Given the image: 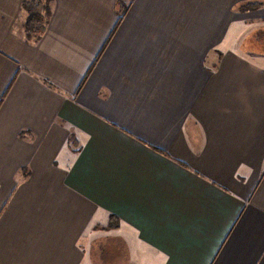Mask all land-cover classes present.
Listing matches in <instances>:
<instances>
[{
    "label": "crops",
    "instance_id": "crops-1",
    "mask_svg": "<svg viewBox=\"0 0 264 264\" xmlns=\"http://www.w3.org/2000/svg\"><path fill=\"white\" fill-rule=\"evenodd\" d=\"M21 1L0 264H264V0H51L35 43Z\"/></svg>",
    "mask_w": 264,
    "mask_h": 264
},
{
    "label": "trees",
    "instance_id": "trees-1",
    "mask_svg": "<svg viewBox=\"0 0 264 264\" xmlns=\"http://www.w3.org/2000/svg\"><path fill=\"white\" fill-rule=\"evenodd\" d=\"M22 0L20 7V15H24V22L21 30L24 40L35 43L46 29L51 16V0ZM18 26V23H17ZM69 140L75 142L73 136L70 135Z\"/></svg>",
    "mask_w": 264,
    "mask_h": 264
},
{
    "label": "rangeland",
    "instance_id": "rangeland-1",
    "mask_svg": "<svg viewBox=\"0 0 264 264\" xmlns=\"http://www.w3.org/2000/svg\"><path fill=\"white\" fill-rule=\"evenodd\" d=\"M42 1L44 2V0H41L40 2H42ZM24 17H25V16L22 15V18L20 19V21H19V23H18L19 28H20L21 30H23L21 26H23ZM71 146H72V144H71ZM74 146H75V144H74ZM76 146H77V143H76Z\"/></svg>",
    "mask_w": 264,
    "mask_h": 264
}]
</instances>
